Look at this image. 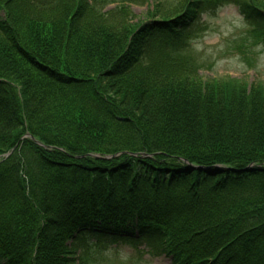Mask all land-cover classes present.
<instances>
[{
  "label": "trees",
  "instance_id": "obj_1",
  "mask_svg": "<svg viewBox=\"0 0 264 264\" xmlns=\"http://www.w3.org/2000/svg\"><path fill=\"white\" fill-rule=\"evenodd\" d=\"M226 2L0 0V264H88L84 246L122 240L264 264V86L202 81L182 48ZM234 3L264 42V0Z\"/></svg>",
  "mask_w": 264,
  "mask_h": 264
},
{
  "label": "rangeland",
  "instance_id": "obj_2",
  "mask_svg": "<svg viewBox=\"0 0 264 264\" xmlns=\"http://www.w3.org/2000/svg\"><path fill=\"white\" fill-rule=\"evenodd\" d=\"M175 0H161L172 5ZM115 4L108 5L112 8ZM134 20L146 17V4H132ZM2 15V11H0ZM234 0H229L213 12L206 10L199 21L184 32L186 57L202 81L232 77L243 86H264V43L255 38L253 27L243 20ZM108 243L86 245L83 252L88 264H170V259L156 250L147 253L143 243Z\"/></svg>",
  "mask_w": 264,
  "mask_h": 264
}]
</instances>
